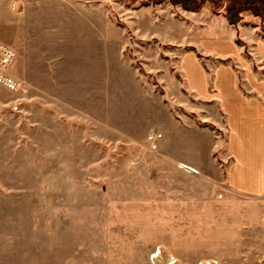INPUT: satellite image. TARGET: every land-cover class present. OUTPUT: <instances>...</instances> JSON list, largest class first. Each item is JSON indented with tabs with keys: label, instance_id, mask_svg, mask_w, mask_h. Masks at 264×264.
Instances as JSON below:
<instances>
[{
	"label": "rangeland",
	"instance_id": "1",
	"mask_svg": "<svg viewBox=\"0 0 264 264\" xmlns=\"http://www.w3.org/2000/svg\"><path fill=\"white\" fill-rule=\"evenodd\" d=\"M107 6L130 40L139 103L152 105L154 124L57 125L47 95L0 85V264H233L232 223L210 221L201 206L181 216L179 205L241 195L163 157L165 111L176 127L211 131L224 149L226 132L211 121L219 115L213 97L229 77L240 89L264 78V17L244 13L232 22L208 1L197 11L173 0ZM187 53L203 66L206 97L182 69ZM216 243L225 254L215 253ZM244 258L264 264L262 252Z\"/></svg>",
	"mask_w": 264,
	"mask_h": 264
},
{
	"label": "crops",
	"instance_id": "2",
	"mask_svg": "<svg viewBox=\"0 0 264 264\" xmlns=\"http://www.w3.org/2000/svg\"><path fill=\"white\" fill-rule=\"evenodd\" d=\"M109 11L107 0H0V40L17 50L11 73L24 82L18 92H32L40 99L47 95L57 125L63 120L99 127L154 124L152 105L139 103V96L145 97L138 70L126 53L130 40L111 21ZM182 57L194 92L206 97L203 66L194 54ZM221 72L231 73L228 67ZM215 93L219 115L211 121L226 132L224 149L218 150L217 139L207 129L176 127L167 107L161 154L241 195L221 203L183 199L179 206L184 208L181 216L192 215L190 206L196 216L201 206L208 208L210 221L232 223L227 229L235 232V245H227L226 252L239 255L233 264H252L244 254L264 253V78L240 89L229 77ZM247 237L257 243L250 244ZM216 244L215 253L225 254L218 251L223 245Z\"/></svg>",
	"mask_w": 264,
	"mask_h": 264
},
{
	"label": "trees",
	"instance_id": "3",
	"mask_svg": "<svg viewBox=\"0 0 264 264\" xmlns=\"http://www.w3.org/2000/svg\"><path fill=\"white\" fill-rule=\"evenodd\" d=\"M192 10H199L208 1L215 14L224 13L232 22H236L244 13H254L264 17V0H173Z\"/></svg>",
	"mask_w": 264,
	"mask_h": 264
},
{
	"label": "built area",
	"instance_id": "4",
	"mask_svg": "<svg viewBox=\"0 0 264 264\" xmlns=\"http://www.w3.org/2000/svg\"><path fill=\"white\" fill-rule=\"evenodd\" d=\"M17 56L18 52L12 45L0 41V85L14 92L24 89L23 82L11 73Z\"/></svg>",
	"mask_w": 264,
	"mask_h": 264
}]
</instances>
